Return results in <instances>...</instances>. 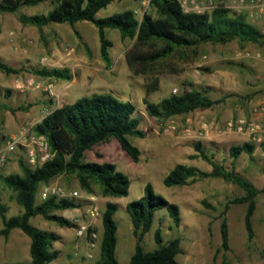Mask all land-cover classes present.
<instances>
[{"label": "rangeland", "instance_id": "obj_1", "mask_svg": "<svg viewBox=\"0 0 264 264\" xmlns=\"http://www.w3.org/2000/svg\"><path fill=\"white\" fill-rule=\"evenodd\" d=\"M57 1L46 0L34 6L23 5L20 10L28 15L46 13ZM147 1L113 0L97 12V17H106L125 9H133L139 12L136 17L140 19V12L144 9L143 3ZM218 1L230 7L234 13H238L235 8L236 0ZM149 10L148 6L147 12ZM0 21L1 24L6 22L7 27H17L20 32L30 35L32 41L29 53L35 63L70 69L72 74L70 80L43 78L45 84L54 85L56 93V97L52 99L45 90L38 88L42 92L43 103L46 102L43 107L60 106L95 92L112 93L121 99L126 98L131 101L136 106V114L140 117L139 128L147 126L149 129L153 127L154 121L143 119L141 116L140 110L144 111L143 98L156 102L169 93H174V89L176 94L192 88L206 89L208 95L214 99L231 94L224 103L229 109H248L250 101L254 102L259 98L254 97L257 92L253 90L255 85L253 83L264 81V47L254 43L240 44L237 40L224 44L207 42L196 48L179 49L170 56L152 62L143 63L137 60L130 65L126 54L150 53L156 50L159 44L146 43L134 46V38L122 39L118 29L106 28V36L112 41L109 49L110 62L106 63L100 56L97 28L89 21H78L73 26L67 23H50L43 26L41 30L31 24L21 23L15 13L0 12ZM73 29L78 30L79 36ZM38 33H41L40 38ZM43 57H46L45 61L42 60ZM204 66L211 67L214 71L201 70L200 67ZM39 80L41 79L35 81ZM224 80L226 90L216 86V83ZM166 136L161 130L158 135L150 133L143 138L129 136L130 142L141 151L140 160L137 163L133 162L126 153H124L125 158L116 155L114 164L118 170L127 175L130 182L126 196H103L100 186L96 183L92 184V191L88 192L80 186L75 174L62 173L39 185L37 202L41 199L40 191L44 186L59 185L66 191L76 190L78 195L72 199L80 203L76 209L54 211L70 219L73 223L72 227L61 226L40 214L30 218L33 226L55 232L59 236V239L53 243V248L59 250V255L50 264H94L99 255V230L102 231L101 212L108 201L117 204L114 219L118 234L123 232L128 244L125 252L118 253V260L120 264L127 262L129 254L134 250L135 240L126 204L142 197L147 183L152 185L157 194L178 205L181 220L179 226H175L165 208L157 210L150 229L143 236L144 250H153L157 247L154 231L159 227L164 242L173 237L180 238L182 251L176 255V259L181 264H264V192H260L256 197V209L252 217L254 229L252 239L248 238L243 222L246 204L229 205L225 211L229 248L223 249L219 228L222 220L221 211L228 199L244 194V190L221 178L211 177L187 185H164L163 177L169 169L163 164L167 163L169 166L172 163L167 158ZM113 141L117 142L115 138H111L106 143L103 142L95 147L100 150L108 147L107 149L110 150ZM228 146L229 142H212L204 148L214 155L217 162L223 163L229 169L231 159ZM151 147L156 149L153 154L148 150ZM21 150L26 163L24 150ZM98 153L97 150L92 152L87 150L84 159L89 161V155L101 157L102 154ZM106 154L105 156H109L108 153ZM154 159L156 165L150 167V161ZM193 162L202 170L211 168V165L201 158ZM17 170L21 171L19 164L15 168L7 169L10 173ZM235 170L250 180L256 188L261 189L264 186V145H255L252 157L241 153L235 160ZM13 196L12 190L1 180L0 202L6 206V217L22 211V207ZM203 200L217 210L205 207ZM92 208L98 212L95 216H91L88 212ZM80 225H85L87 229L82 235L77 234ZM0 226H2L1 217ZM92 232L95 233V237L91 235ZM19 235L26 239V257H22L20 252L9 254L7 242L4 240L6 238L0 236V264L26 262L30 259V238L19 228L14 229L11 237L16 240Z\"/></svg>", "mask_w": 264, "mask_h": 264}, {"label": "trees", "instance_id": "obj_2", "mask_svg": "<svg viewBox=\"0 0 264 264\" xmlns=\"http://www.w3.org/2000/svg\"><path fill=\"white\" fill-rule=\"evenodd\" d=\"M46 0H0V12L15 13L23 24H31L39 30L50 23H67L73 26L78 21H89L97 28L100 56L106 63L110 62L109 49L112 41L107 38L105 29L119 30L122 39H135L134 46L146 43H158L156 50L150 53L126 54L131 65L134 61L143 63L170 56L179 49L196 48L203 43H227L237 40L240 44L254 43L264 46V31L253 24L247 17V11L234 13L228 6L219 5L210 12L184 11L176 0H149L150 10L137 18L133 9H125L106 17H97V12L113 0H58L46 13L28 15L20 7L34 6ZM1 30V28H0ZM79 36V32L73 29ZM26 69V68H25ZM201 70L212 72L211 67H200ZM0 70L6 74L18 73L24 67H12L0 60ZM28 72L43 77L70 80L72 74L68 67H31ZM231 94L212 99L206 89H189L181 93H169L158 102L143 98V105L148 116L166 119L177 114H185L195 109H205L225 101ZM18 106L8 107L11 111L26 109ZM136 106L129 100L121 99L112 93H91L78 97L72 102L64 103L52 109L39 122L35 123L36 134L44 135L49 143L52 156L41 164L30 166L24 158H19L21 174L10 173L2 176V182L14 193V200L22 207L16 215L6 217V206L0 202L2 228L0 236L8 237L13 228H19L30 238V262L18 264H50L59 255L53 243L59 239L52 231L39 229L30 223V218L37 214L52 220L61 226L72 227L70 219L54 213L79 207L74 199L49 196L39 203L35 197L38 187L55 176L67 173L75 174L80 186L88 192L92 184L100 186L103 196H126L129 190V179L126 174L116 168L114 163L86 161L85 152L95 145L115 138L129 157L137 162L140 149L133 145L129 136L143 138L146 132L139 128L140 117L136 114ZM197 153L191 158H201L211 165L209 171L195 165L176 163L163 177L166 186L187 185L204 178H221L244 190V194L228 199L221 211L220 222L221 246L229 248L228 223L225 211L230 204H246L243 217L244 227L249 239L254 235L252 217L256 209V197L261 189L235 170V160L241 153L250 157L255 145L250 142L232 144L228 148L231 167L214 159L202 145L195 143ZM264 173V172H263ZM203 205L212 210L216 207L202 201ZM165 208L175 226L180 224V210L176 203L168 201L157 194L150 183L145 184L142 197L127 203L135 237L134 251L127 264H181L176 255L182 251L180 238L173 237L163 241L160 228L154 231L157 247L144 250L142 240L154 220L155 212ZM117 204L106 202L101 212L102 236L99 246V257L94 264H119L116 257L117 224L114 213Z\"/></svg>", "mask_w": 264, "mask_h": 264}, {"label": "crops", "instance_id": "obj_3", "mask_svg": "<svg viewBox=\"0 0 264 264\" xmlns=\"http://www.w3.org/2000/svg\"><path fill=\"white\" fill-rule=\"evenodd\" d=\"M247 18L257 27H259L261 31H264V28H263L264 18L263 17L252 19L248 16ZM3 23L4 24H1V21H0V28H1L0 30V60L6 62L8 65L15 67V68L21 67V66L24 67V70L18 73L6 74L0 70V127H3L6 132L12 133L18 130L26 122H32V123L39 122L42 119L41 111L44 106L43 104L44 103L46 104V102L43 103V95L40 89L29 84V81L31 80L41 79L43 81V77L34 75L26 70L31 67L42 66V64L40 63L39 64L35 63L33 57L31 56V53H29V50H30L29 46L32 41L30 35L26 34L25 32H20L17 27H14V26L7 27L6 22H3ZM2 25H4L5 27ZM33 27H36V26L33 25ZM40 34L41 33H38V38H40L41 36ZM258 55L259 54L257 53V56ZM46 79H49V78H46ZM221 82L219 81V83H216V86H219V88H221L222 90H226L225 80L222 83ZM253 84H255L253 90L257 92L254 95V97H259V98L256 99L254 102L250 101L249 104L264 101V81H257ZM146 93L148 92L146 91ZM225 101L215 104L209 108L195 109L191 112H188L185 114L173 115L166 119H157L156 117L148 116L146 114L144 106L142 107L143 110L145 111L144 112L140 110V113L142 114L141 116L143 117V119H152L154 121L152 128L147 129V126L141 127V129L146 132V135L144 137L150 135V133L153 135H158L159 131L161 130L160 129L161 125H163L164 123L173 121L178 125L177 130L174 132L164 133L161 130L163 135H167L166 136L168 140L167 158L170 162H172L169 166H167V163L163 164L164 166L170 169L176 163H186V164L194 165L193 160L195 161L199 158H191V156L197 153L194 148V145L198 141H201L203 147L209 145V143H212V142H226V143L229 142V146L232 144L247 142L245 136L238 135L233 132L216 133L215 131H209L207 132V134L203 135L202 137L196 136L195 133L198 129H201L203 122H207L210 124L213 122L223 123L225 120L233 117V115L241 116L244 114V112L246 114L249 112V107L248 109H229L228 106L224 104ZM28 104H31V105L28 106V108L26 109H20V110L17 109L15 111H11L8 108V107L16 108L18 106L26 107ZM188 117H193V121L190 124L186 122V119ZM187 125L191 129L190 133L185 132V128L188 127ZM111 144L112 146L110 150L107 149L108 147H103L102 150L98 148L96 149L95 146L92 149L88 150V152L97 150V152H99L98 153L99 155L102 154V156L99 158L95 157V155L93 156L89 155L90 157L89 161L114 163V161L117 159L116 155L125 158L124 153L126 152L123 149H121L119 143L113 141ZM2 145H3V141L0 140V147ZM148 150L153 154V152L156 149L151 147V148H148ZM106 153H108L109 156H105ZM22 155L23 153L21 149H17L8 154L6 165L0 170V181H1L2 176L10 174V172H8L7 169L17 167V165L19 164V158ZM150 162H151L149 165L150 167H153L154 165H156L155 159L151 160ZM210 169H208L207 171H209ZM14 173L21 174V171L17 170ZM42 200L43 199H40L39 202H41ZM35 201L36 203H39L37 202L36 197H35ZM1 228L2 226H0V229ZM14 229L15 228H13L10 231L8 237L4 239L7 242V250L9 251L8 253L10 254L13 252H18V253L20 252L22 257H26L25 256L26 239L22 237L21 235L17 236L16 240L12 239L11 235ZM132 234H133V227H132ZM99 235H100V240H101L102 231L100 232V230H99ZM116 239H117L116 257L118 260V256H117L118 253L125 252L128 248L127 246L128 244L126 243L124 233L120 232V234H118V227L116 231ZM134 240H135V237H134ZM16 241H18V243H16ZM29 247H30V242H29ZM132 253L129 254L128 261L125 262L124 264H127L129 262ZM30 259L26 260V262H18V263H29ZM18 263H11V264H18ZM118 263L120 264L119 260H118Z\"/></svg>", "mask_w": 264, "mask_h": 264}, {"label": "built area", "instance_id": "obj_4", "mask_svg": "<svg viewBox=\"0 0 264 264\" xmlns=\"http://www.w3.org/2000/svg\"><path fill=\"white\" fill-rule=\"evenodd\" d=\"M184 11H196L206 12L212 10L219 5L218 0H176ZM236 10H246L247 14L252 19L260 17L264 18V0H236ZM144 4L143 11L140 12L141 16L147 12L149 6V0ZM135 15L139 12L134 10ZM43 61L46 57L42 58ZM41 81V82H40ZM29 84L41 88L47 92V94L53 99L56 97L54 91V85L52 83L45 84L42 80L29 81ZM176 92V89L173 90ZM58 105L45 106L42 108V118L47 115L52 109ZM193 121V117H188L186 122L190 124ZM35 123L26 122L18 130L8 133L3 127H0V140L3 141V145L0 147V170L6 164L8 154L17 150L23 149L25 153L26 163L29 165H38L48 160L52 156V152L49 143L44 135L36 134L34 131ZM188 126V125H187ZM178 128V125L173 122H167L161 125V130L164 133L174 132ZM209 131H215L216 133H229L233 132L238 135L246 137V141L256 146L264 145V101L257 102L249 105V112L241 116H233L223 123H207L203 122L201 129L196 131L197 137H202ZM186 133H190V127L185 128ZM78 195L76 190L66 191L59 185H46L40 191L41 199H46L49 196H55L57 198L72 199ZM91 216L98 214L95 208L88 210ZM85 225H80L77 230L78 235H82L86 231ZM95 237V233H91Z\"/></svg>", "mask_w": 264, "mask_h": 264}]
</instances>
